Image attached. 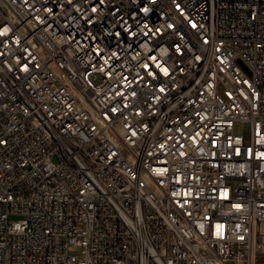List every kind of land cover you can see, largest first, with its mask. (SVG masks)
<instances>
[{"label":"built area","instance_id":"obj_1","mask_svg":"<svg viewBox=\"0 0 264 264\" xmlns=\"http://www.w3.org/2000/svg\"><path fill=\"white\" fill-rule=\"evenodd\" d=\"M263 257L264 0H0V264Z\"/></svg>","mask_w":264,"mask_h":264},{"label":"rangeland","instance_id":"obj_2","mask_svg":"<svg viewBox=\"0 0 264 264\" xmlns=\"http://www.w3.org/2000/svg\"><path fill=\"white\" fill-rule=\"evenodd\" d=\"M96 80H97V82H100L101 81V76L100 75H97L96 76ZM262 264L264 263V257L262 258Z\"/></svg>","mask_w":264,"mask_h":264}]
</instances>
